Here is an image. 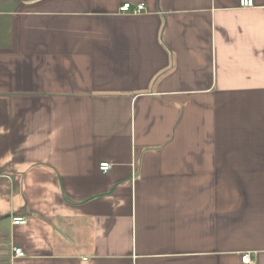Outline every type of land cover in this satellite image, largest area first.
Masks as SVG:
<instances>
[{"label": "crops", "instance_id": "0c3cea01", "mask_svg": "<svg viewBox=\"0 0 264 264\" xmlns=\"http://www.w3.org/2000/svg\"><path fill=\"white\" fill-rule=\"evenodd\" d=\"M252 1L0 0V264H264Z\"/></svg>", "mask_w": 264, "mask_h": 264}, {"label": "built area", "instance_id": "2783aa9c", "mask_svg": "<svg viewBox=\"0 0 264 264\" xmlns=\"http://www.w3.org/2000/svg\"><path fill=\"white\" fill-rule=\"evenodd\" d=\"M238 7L240 9H252L254 8V2L252 0H239ZM118 10H119V13L130 14V15H139L145 12V8L142 4L137 5L135 8H133L130 4L125 3V4H122ZM109 169H110V165L107 163H103L99 166V170L103 173H106ZM11 223L14 225H24L26 224V220L24 218L14 217L12 218ZM13 255L15 258L23 257V253L20 249H13ZM242 262L244 264H253L250 261L248 255H245L242 258Z\"/></svg>", "mask_w": 264, "mask_h": 264}, {"label": "trees", "instance_id": "16d2710c", "mask_svg": "<svg viewBox=\"0 0 264 264\" xmlns=\"http://www.w3.org/2000/svg\"><path fill=\"white\" fill-rule=\"evenodd\" d=\"M2 217H0V219H1Z\"/></svg>", "mask_w": 264, "mask_h": 264}]
</instances>
